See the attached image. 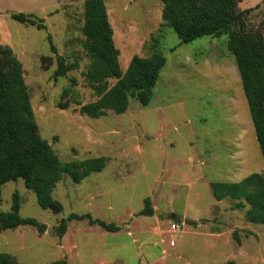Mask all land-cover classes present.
Returning a JSON list of instances; mask_svg holds the SVG:
<instances>
[{"label":"rangeland","instance_id":"rangeland-1","mask_svg":"<svg viewBox=\"0 0 264 264\" xmlns=\"http://www.w3.org/2000/svg\"><path fill=\"white\" fill-rule=\"evenodd\" d=\"M84 1L0 0V51L10 47L22 64L37 134L62 161L107 158L101 171L78 183L67 175L57 182L52 196L62 205L59 213L41 208L22 178L5 182L0 211L11 208L17 191L20 215L47 228L42 234L31 225L1 231L0 252L20 264L61 258L68 264H264V224L247 220L246 202L233 208L238 200L215 199L210 186L264 171L227 35L181 43L161 19L160 0H104L121 70L132 55L154 50L165 63L148 105L130 98L125 112L91 118L78 111L97 98L81 74L89 63L82 46ZM257 4L246 28L264 38V0H242L238 6ZM12 12L31 13L45 28L20 23ZM48 34L57 53L49 48ZM57 54L78 68L54 79ZM147 197L153 214L139 215ZM71 212L121 229L109 232L72 220L58 237L55 227Z\"/></svg>","mask_w":264,"mask_h":264},{"label":"trees","instance_id":"trees-1","mask_svg":"<svg viewBox=\"0 0 264 264\" xmlns=\"http://www.w3.org/2000/svg\"><path fill=\"white\" fill-rule=\"evenodd\" d=\"M242 0H160L161 19L176 33L181 43H188L202 36L227 35V47L234 56L240 76L253 127L264 162V38L259 30L246 28V17L254 7L240 9ZM11 18L20 22L45 28L42 19L23 12H12ZM82 43L89 63L81 72L84 80L97 97L80 104L79 113L91 118L105 115L107 111L120 114L126 111L129 99H137L143 106L153 98V88L165 63L164 55L154 50L147 56L132 55L124 71L119 65V49L113 38L104 0H85L82 11ZM49 48L57 53L51 35H47ZM57 67L53 78L64 76L69 70L77 69L76 61L68 62L57 54ZM115 79L110 83V79ZM75 82V81H74ZM73 82V83H74ZM70 87L64 94L70 92ZM105 156L62 161L51 144L37 134V123L30 103V95L24 81L21 62L10 47L0 51V194L1 186L8 181L22 178L26 188L35 193L38 205L53 213L62 210L61 203L52 196L53 189L64 175L73 182L101 171L106 165ZM215 199L225 197L238 200L233 208L248 204L246 218L255 224H264V171L251 172L234 182H211ZM244 201V202H243ZM20 197L12 194L11 208L0 211V232L21 225L35 227L39 234L46 231V224L33 217L19 213ZM139 215H152L149 197ZM72 220H86L89 225L116 232L119 225L93 218L89 213H69L61 218L54 229L62 237ZM239 242V238L234 234ZM0 264H20L5 252H0ZM48 264H68L66 258ZM222 264H238L226 260Z\"/></svg>","mask_w":264,"mask_h":264},{"label":"water","instance_id":"water-1","mask_svg":"<svg viewBox=\"0 0 264 264\" xmlns=\"http://www.w3.org/2000/svg\"><path fill=\"white\" fill-rule=\"evenodd\" d=\"M169 217H171L172 219H174V215L173 214H171Z\"/></svg>","mask_w":264,"mask_h":264},{"label":"built area","instance_id":"built-area-1","mask_svg":"<svg viewBox=\"0 0 264 264\" xmlns=\"http://www.w3.org/2000/svg\"><path fill=\"white\" fill-rule=\"evenodd\" d=\"M175 225H172V227H174Z\"/></svg>","mask_w":264,"mask_h":264}]
</instances>
